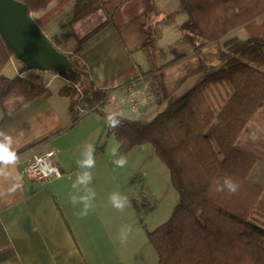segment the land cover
<instances>
[{"label":"trees","instance_id":"trees-1","mask_svg":"<svg viewBox=\"0 0 264 264\" xmlns=\"http://www.w3.org/2000/svg\"><path fill=\"white\" fill-rule=\"evenodd\" d=\"M17 1L39 28L69 4L73 21L98 9L124 6L127 18L143 9L149 19L146 47L153 50L157 15L153 0ZM53 3L56 6L50 8ZM42 10L47 12L33 19ZM179 11L186 15L181 32L195 52L222 40L218 67L204 71L192 88L169 98L151 118L116 117V127H110L107 119L108 134L118 143L119 156L150 145L168 170L178 204L165 223L147 233L157 264H264V228L250 220L261 207L263 193L260 185L248 180L257 159L238 146L248 123L264 131V0H180ZM240 29L244 39L232 35ZM68 58L72 70L61 77L65 86L60 95L69 99L74 114L77 108L95 110L108 93L95 89L84 66ZM10 59L12 54L0 37V105L11 93L24 103L43 94L44 88L18 75L1 74ZM149 89L152 103L157 104L158 90ZM225 178L239 185L236 193L226 188L216 191V182L223 187ZM138 182L143 195L138 178L127 186ZM130 203L139 216L144 205L139 196H131ZM14 255L0 227V264Z\"/></svg>","mask_w":264,"mask_h":264},{"label":"crops","instance_id":"crops-1","mask_svg":"<svg viewBox=\"0 0 264 264\" xmlns=\"http://www.w3.org/2000/svg\"><path fill=\"white\" fill-rule=\"evenodd\" d=\"M179 2L153 0L157 14L153 50L146 47L149 19L143 9L130 18L123 14L124 6L98 9L73 21V5L69 4L52 20L64 16L62 22L48 27L50 21L44 27L49 28L56 49L80 62L94 88L108 93L106 100H121L112 95L115 89L137 74H149L146 83L158 90V102L151 101L135 115L151 118L169 98L183 94L204 71L219 65L222 40L195 52L181 32L186 15L179 11ZM55 6L53 3L50 8ZM10 60L12 71L23 78L22 70ZM42 74L49 77L27 81L44 88L43 94L24 103L11 93L0 105V132L12 139L17 155L14 164H0V227L15 254L1 264H157L154 249L140 235V227H132L127 239L121 240V229L131 228V223H110L109 192L112 195L115 188L109 187L108 180L122 176L114 162L120 157L118 143L108 134L107 117L113 114L99 111V106L86 115L78 110L74 114L69 103L59 99L60 91H49L58 77ZM114 110L116 117L128 119L120 116V109ZM86 145L95 148L96 166L89 185L95 196L87 214L81 215L82 205L72 203V197L80 193L72 185ZM47 151L55 152L62 177L34 183L21 173V167L32 156ZM120 181L116 193L122 196L124 181ZM261 187L264 211V183Z\"/></svg>","mask_w":264,"mask_h":264},{"label":"rangeland","instance_id":"rangeland-1","mask_svg":"<svg viewBox=\"0 0 264 264\" xmlns=\"http://www.w3.org/2000/svg\"><path fill=\"white\" fill-rule=\"evenodd\" d=\"M46 12L47 10H42L35 13L33 15V19H36L38 16L45 14ZM64 19V16H59V18L52 21L48 27H54ZM175 21L177 20L175 19ZM48 29L49 28L46 27L40 28L44 36L49 42H51L50 40L53 39V36ZM234 36L244 39L246 34L243 30H238ZM54 48L57 47L54 46ZM14 63L18 70H22V65L19 62L14 60ZM42 73L43 72L28 71L23 69L21 76L26 80L38 82L37 80H39V77L44 75ZM1 74L5 77L18 75V73H14L12 71L11 65L9 64L4 67ZM42 77L49 76L45 75ZM60 79L61 78H55V81L51 83L49 88L51 94H58V92L65 86V83ZM59 99L69 103V99L64 96L59 97ZM113 108L120 109L122 111L119 113L120 116H123L124 118L127 117L128 120L138 119L135 113L131 112L121 100L115 101L114 98H112L101 103L98 107L99 111L103 113L109 112L111 114H114L113 112H115ZM238 146L242 150L247 151L256 157L257 161L248 175V180L261 186L264 183V131H262L254 123H248L238 140ZM124 157L127 160V164L122 168L117 167L119 174H122V176H119L118 178L116 177L115 179L109 177L108 184L110 188H115L116 193L118 187H120L117 182L120 179L122 182L124 181L122 185V196L127 197L129 206L123 211H118L115 207H113L111 201L109 200L111 208L109 211L110 223H131V229L133 227L136 230L140 227V235L147 239L148 232L153 231L169 219L173 209L178 204V197L170 183L167 168L155 155L154 150L150 145L135 148L126 153ZM137 178L142 184L143 195H139V182L131 187L127 186L132 179L136 181ZM109 195L111 196V190ZM135 195L139 196L140 200L144 204L140 205L141 214L139 216L134 213L130 203V197ZM260 206V209L254 213L250 220L256 225L264 228L262 198Z\"/></svg>","mask_w":264,"mask_h":264},{"label":"water","instance_id":"water-1","mask_svg":"<svg viewBox=\"0 0 264 264\" xmlns=\"http://www.w3.org/2000/svg\"><path fill=\"white\" fill-rule=\"evenodd\" d=\"M0 37L25 70L58 78L72 70L68 55L56 50L17 0H0Z\"/></svg>","mask_w":264,"mask_h":264},{"label":"clouds","instance_id":"clouds-1","mask_svg":"<svg viewBox=\"0 0 264 264\" xmlns=\"http://www.w3.org/2000/svg\"><path fill=\"white\" fill-rule=\"evenodd\" d=\"M109 126L116 127L119 124V120L116 119V114L110 115L108 118ZM115 155V153H114ZM17 161L16 152L12 147V139L6 136L3 132H0V164L11 165ZM117 167H124L127 164L125 157L120 156L115 161ZM96 166L95 159V148L93 145H86L85 150L82 153V158L78 161L79 173L73 183V189L79 192V195H74L72 197V203L74 205H82L81 215H86L89 208L91 207V201L95 196V193L89 187L92 182V169ZM217 183L216 191H223L225 188L229 193H236L239 185L230 178H225L223 180V187L218 186ZM110 201L118 211H123L129 206V201L126 196H121L119 193H113L110 196ZM131 232V228H123L120 232L121 240H126L128 234Z\"/></svg>","mask_w":264,"mask_h":264},{"label":"built area","instance_id":"built-area-1","mask_svg":"<svg viewBox=\"0 0 264 264\" xmlns=\"http://www.w3.org/2000/svg\"><path fill=\"white\" fill-rule=\"evenodd\" d=\"M12 60H10V63ZM112 95L120 98L126 107L133 113H137L144 105L152 101V95L141 74L135 75L129 83L113 91ZM81 115H86L93 109L77 108ZM21 173L30 181L37 184H45L51 180H57L62 174L56 165L55 152L47 151L40 155L32 156L21 167Z\"/></svg>","mask_w":264,"mask_h":264}]
</instances>
